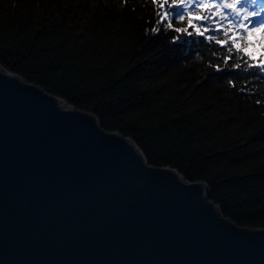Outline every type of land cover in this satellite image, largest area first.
Returning a JSON list of instances; mask_svg holds the SVG:
<instances>
[{
    "label": "trees",
    "instance_id": "16d2710c",
    "mask_svg": "<svg viewBox=\"0 0 264 264\" xmlns=\"http://www.w3.org/2000/svg\"><path fill=\"white\" fill-rule=\"evenodd\" d=\"M157 7L147 0H0V65L129 136L149 164L204 181L220 213L238 225L264 227V80L216 71L226 65L211 59L201 42L207 33L187 37L188 14L151 31L159 29ZM249 7L264 12V0Z\"/></svg>",
    "mask_w": 264,
    "mask_h": 264
},
{
    "label": "water",
    "instance_id": "95a60500",
    "mask_svg": "<svg viewBox=\"0 0 264 264\" xmlns=\"http://www.w3.org/2000/svg\"><path fill=\"white\" fill-rule=\"evenodd\" d=\"M0 264H264V227L0 65Z\"/></svg>",
    "mask_w": 264,
    "mask_h": 264
},
{
    "label": "snow or ice",
    "instance_id": "6c2138e0",
    "mask_svg": "<svg viewBox=\"0 0 264 264\" xmlns=\"http://www.w3.org/2000/svg\"><path fill=\"white\" fill-rule=\"evenodd\" d=\"M254 3L255 0H147L148 5L158 6L155 16L159 29L153 28L151 31L163 30V21L173 16L184 20L185 14H188V28L184 29L187 37L198 39L207 33L201 42L209 43L212 48L211 59L216 64L223 61L226 65V68L217 67L216 71H241L250 73V79L264 80V22L256 24L252 20L258 15H264V12H257L249 7ZM194 4L204 10V15H197L192 11L189 6ZM173 7L177 12L170 11ZM221 8L223 11H220ZM171 26L169 24L170 28ZM201 28L203 32L200 31ZM175 31L179 33L181 29ZM193 32L197 33L196 37H193ZM184 38L186 37L174 36L172 40L178 42ZM212 41H215L214 45L210 43ZM257 55L260 56L259 63L255 59ZM245 57L252 63H247Z\"/></svg>",
    "mask_w": 264,
    "mask_h": 264
}]
</instances>
